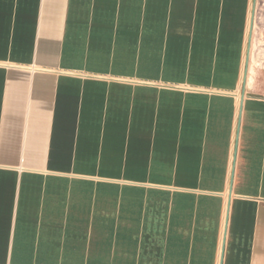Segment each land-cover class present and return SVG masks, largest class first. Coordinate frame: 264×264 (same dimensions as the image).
Returning <instances> with one entry per match:
<instances>
[{
	"label": "crops",
	"instance_id": "0c3cea01",
	"mask_svg": "<svg viewBox=\"0 0 264 264\" xmlns=\"http://www.w3.org/2000/svg\"><path fill=\"white\" fill-rule=\"evenodd\" d=\"M259 1L0 0V264H264Z\"/></svg>",
	"mask_w": 264,
	"mask_h": 264
},
{
	"label": "rangeland",
	"instance_id": "374dc122",
	"mask_svg": "<svg viewBox=\"0 0 264 264\" xmlns=\"http://www.w3.org/2000/svg\"><path fill=\"white\" fill-rule=\"evenodd\" d=\"M257 6L258 11L256 12L253 29L251 32L252 41L249 51V68L252 69L250 73V81L253 77V81L259 83L258 86L262 85L264 87V11H262L260 8V1ZM247 85H249V82Z\"/></svg>",
	"mask_w": 264,
	"mask_h": 264
},
{
	"label": "built area",
	"instance_id": "2783aa9c",
	"mask_svg": "<svg viewBox=\"0 0 264 264\" xmlns=\"http://www.w3.org/2000/svg\"><path fill=\"white\" fill-rule=\"evenodd\" d=\"M253 7H251V12H250V19L252 18L253 20ZM253 26V24H252ZM250 32H252V29L250 30V21H249V25H248V37H249V34ZM246 56H247V48H246V51H245V54H244V64L246 62ZM234 152H235V149L233 147V156H234ZM226 216H227V208L225 210V219L223 220V226H222V232H221V236H220V242H219V258H218V264H221V255H222V250H223V244H224V237H225V226H226Z\"/></svg>",
	"mask_w": 264,
	"mask_h": 264
},
{
	"label": "bare ground",
	"instance_id": "6f19581e",
	"mask_svg": "<svg viewBox=\"0 0 264 264\" xmlns=\"http://www.w3.org/2000/svg\"><path fill=\"white\" fill-rule=\"evenodd\" d=\"M248 67V66H247ZM247 67L245 69V75H244V78H243V82H242V89L245 88V84H246V74H247Z\"/></svg>",
	"mask_w": 264,
	"mask_h": 264
}]
</instances>
